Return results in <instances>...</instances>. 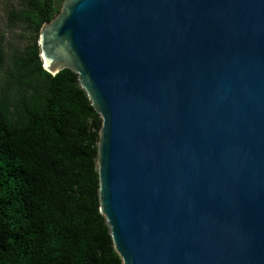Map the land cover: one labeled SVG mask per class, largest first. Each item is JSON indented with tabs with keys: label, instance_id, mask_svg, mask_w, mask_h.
I'll use <instances>...</instances> for the list:
<instances>
[{
	"label": "water",
	"instance_id": "obj_1",
	"mask_svg": "<svg viewBox=\"0 0 264 264\" xmlns=\"http://www.w3.org/2000/svg\"><path fill=\"white\" fill-rule=\"evenodd\" d=\"M37 47L101 119L122 264H264V0H64Z\"/></svg>",
	"mask_w": 264,
	"mask_h": 264
},
{
	"label": "trees",
	"instance_id": "obj_2",
	"mask_svg": "<svg viewBox=\"0 0 264 264\" xmlns=\"http://www.w3.org/2000/svg\"><path fill=\"white\" fill-rule=\"evenodd\" d=\"M64 0H21L7 13L33 38L0 41V264H122L99 212L101 119L77 76L42 68L37 37Z\"/></svg>",
	"mask_w": 264,
	"mask_h": 264
},
{
	"label": "rangeland",
	"instance_id": "obj_3",
	"mask_svg": "<svg viewBox=\"0 0 264 264\" xmlns=\"http://www.w3.org/2000/svg\"><path fill=\"white\" fill-rule=\"evenodd\" d=\"M21 0H0V41L6 50L7 55L12 52H21L31 44L32 34L27 32L25 26H9L7 13L21 7Z\"/></svg>",
	"mask_w": 264,
	"mask_h": 264
}]
</instances>
